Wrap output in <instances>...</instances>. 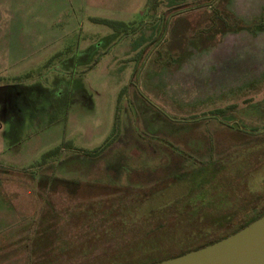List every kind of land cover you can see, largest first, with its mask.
<instances>
[{
  "label": "rangeland",
  "instance_id": "374dc122",
  "mask_svg": "<svg viewBox=\"0 0 264 264\" xmlns=\"http://www.w3.org/2000/svg\"><path fill=\"white\" fill-rule=\"evenodd\" d=\"M148 9L0 0V264L177 252L222 230L201 200L264 195V0Z\"/></svg>",
  "mask_w": 264,
  "mask_h": 264
},
{
  "label": "trees",
  "instance_id": "16d2710c",
  "mask_svg": "<svg viewBox=\"0 0 264 264\" xmlns=\"http://www.w3.org/2000/svg\"><path fill=\"white\" fill-rule=\"evenodd\" d=\"M148 4H149V9L147 10V12L154 13L157 11L159 5L161 4V0H148ZM99 22H101L102 24L114 30L122 29L125 31L126 29H128L127 26H125L122 23L105 21V20L99 21ZM223 113L224 112L222 111L216 110L214 111L212 115L216 116V114H223ZM110 144H111V140L107 141L102 147L95 149L94 151H91V152L82 151V153H84V155H86L87 157L94 158V157H97L99 154L103 153L110 146ZM65 145L68 146L67 144ZM59 152H60V148H57V149H54L52 151L45 153L42 156L39 164L43 165L47 161L51 159H55V157H57ZM239 155L237 154L236 156H239ZM229 163L230 161H228V159L227 160L225 159L223 161L214 162L211 165L210 171L206 172L207 176H210L211 178H213L220 171H222V169L226 167V165H228ZM247 182H248L247 180H244L243 184L246 186ZM226 196L228 195L218 194L217 198H213L211 200L203 199L201 200L202 207H203V208L201 207L202 209H198L199 211L196 210L194 212H191L190 214L188 213L190 217L198 218L199 216L203 215L202 210H204L205 213L208 214V215H205V217H207L208 219H210L209 217H211V219H213V222L211 223L212 227L217 228V229H222L220 230L219 234L211 235L208 239H204L201 241L188 240L183 243V246H179L178 248L179 250L177 252L167 251L163 254H159L156 257L149 256V257H146V258L134 261V262H130L128 264H154V263L162 262L164 260H168L171 258L181 256L190 251L198 250L200 248L216 243L238 232L239 230L245 228L246 226H248L249 224H251L252 222H254L255 220L259 219L260 217L264 215V195L263 194H262V197L259 198L258 201L256 202L250 201V202H247L246 205H244L243 203L242 205L245 206L244 208H240L238 205V208H236L234 211H230V212L229 210L221 211L220 209L219 212H215L213 208L219 209L221 206H231L232 207L234 204L242 203L239 200H237V203H236L234 199H232L231 201V199H228V197ZM206 209H209V211H206ZM153 233H155L154 230H152L151 234Z\"/></svg>",
  "mask_w": 264,
  "mask_h": 264
},
{
  "label": "water",
  "instance_id": "95a60500",
  "mask_svg": "<svg viewBox=\"0 0 264 264\" xmlns=\"http://www.w3.org/2000/svg\"><path fill=\"white\" fill-rule=\"evenodd\" d=\"M154 264H264V215L216 243Z\"/></svg>",
  "mask_w": 264,
  "mask_h": 264
},
{
  "label": "flooded vegetation",
  "instance_id": "af4514ba",
  "mask_svg": "<svg viewBox=\"0 0 264 264\" xmlns=\"http://www.w3.org/2000/svg\"><path fill=\"white\" fill-rule=\"evenodd\" d=\"M221 115H225V113H223V114H221ZM227 127H230V126H228L227 124H225ZM231 129V128H230Z\"/></svg>",
  "mask_w": 264,
  "mask_h": 264
}]
</instances>
